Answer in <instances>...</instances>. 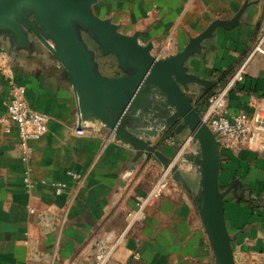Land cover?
<instances>
[{
	"label": "crops",
	"instance_id": "obj_1",
	"mask_svg": "<svg viewBox=\"0 0 264 264\" xmlns=\"http://www.w3.org/2000/svg\"><path fill=\"white\" fill-rule=\"evenodd\" d=\"M240 10L234 26L215 28L186 58L187 72L209 81L188 84L187 95L202 114L207 97L243 67L242 79L227 93V112L255 116L264 110V0H96L92 5L94 14L119 32H136L141 43L152 44L158 58L180 51L211 22L227 23ZM29 41L16 45L0 33V116L10 84L16 83L25 88L29 107L49 122L44 135L30 142L26 164L15 126L6 133L0 123V264H91L99 241L123 230L135 197L150 192L163 175L166 188L145 208L144 220L129 229L111 264H215L199 214L200 175L189 160L198 147L188 132L154 129L151 145L171 160L164 169L116 139L102 122L79 126L65 69L35 37ZM106 58L112 57L96 55L101 74L120 75L116 61ZM219 152V187L231 186L223 208L235 264H264V133L250 148L235 145ZM25 166L36 181L28 189L22 181ZM57 182L66 184L60 195L52 186Z\"/></svg>",
	"mask_w": 264,
	"mask_h": 264
},
{
	"label": "water",
	"instance_id": "obj_2",
	"mask_svg": "<svg viewBox=\"0 0 264 264\" xmlns=\"http://www.w3.org/2000/svg\"><path fill=\"white\" fill-rule=\"evenodd\" d=\"M95 1L0 0V33L16 45H27L35 37L60 62L75 93L79 126L102 122L116 139L139 155H150L164 169L171 160L151 145L149 137L156 128L174 127L176 134L186 130L198 147L189 160L200 175L199 214L215 264H235L223 208L231 186L223 191L219 187L218 139L187 95L188 84L209 81L188 73L184 62L215 28L234 26L242 10L227 23L211 22L180 51L158 58L152 44L138 40V33L123 34L109 19L94 14ZM97 54L114 58L120 75L101 74Z\"/></svg>",
	"mask_w": 264,
	"mask_h": 264
},
{
	"label": "built area",
	"instance_id": "obj_3",
	"mask_svg": "<svg viewBox=\"0 0 264 264\" xmlns=\"http://www.w3.org/2000/svg\"><path fill=\"white\" fill-rule=\"evenodd\" d=\"M241 67L221 89L207 97L206 107L201 114L202 121L214 133L218 139L219 150L230 149L237 145L243 148H250L256 144L264 133V110L259 111L255 116L239 112L229 115L227 112L226 96L234 82L242 79ZM49 117L31 109L25 97V88L16 83L10 84L9 98L5 104V111L0 116V123L6 133L10 132L14 125L19 138L20 157L23 164H26L31 157V141L38 140L47 130ZM82 134V130H77ZM77 177L76 174H71ZM22 181L28 189L36 184L30 178V170L27 166L23 168ZM54 193L60 195L66 184L63 182L52 183ZM167 186V180L162 178L146 194L137 195L134 199V207L125 214V225L118 233H107L98 243L91 264H111L112 255L119 246L129 229L137 222L145 218V208L154 202V199ZM134 258L138 255L134 254Z\"/></svg>",
	"mask_w": 264,
	"mask_h": 264
},
{
	"label": "rangeland",
	"instance_id": "obj_4",
	"mask_svg": "<svg viewBox=\"0 0 264 264\" xmlns=\"http://www.w3.org/2000/svg\"><path fill=\"white\" fill-rule=\"evenodd\" d=\"M106 59H109L110 60V62L112 63V64H115L114 62H115V60L113 59V58H106ZM193 143H195L196 144V142L194 141ZM197 146V145H196Z\"/></svg>",
	"mask_w": 264,
	"mask_h": 264
}]
</instances>
